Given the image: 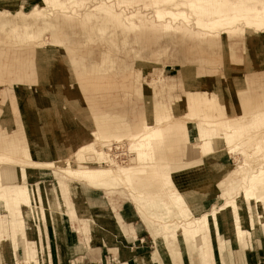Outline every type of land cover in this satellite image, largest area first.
Wrapping results in <instances>:
<instances>
[{
	"label": "rangeland",
	"instance_id": "374dc122",
	"mask_svg": "<svg viewBox=\"0 0 264 264\" xmlns=\"http://www.w3.org/2000/svg\"><path fill=\"white\" fill-rule=\"evenodd\" d=\"M187 2L0 0V131H4L0 132V148L4 144V156L14 161V164L17 162V165L23 161L34 162L35 157L37 161H42L45 154L47 160H52L51 166L35 164L51 170L27 167L25 182L29 188L37 190V199L33 204L30 202L26 205L27 209L21 205L25 209V239H32L36 243L39 264H47L46 260L41 259L47 256V233L55 213L59 212L60 216L63 214L62 221L63 218L65 221L69 219L76 227L87 228L90 225L92 229V216L98 215V212L93 210L89 215L87 210L86 216H80V207L84 210L81 203L83 195L96 198L112 211L95 217L98 229L99 226H111L115 231L120 227L125 232L128 226L127 222L120 220V214L123 215L121 208L127 206L129 211L132 210L139 230L145 235V251L150 253L155 263L152 248L154 240L140 219L141 216L147 220L148 213L152 212L169 214L159 220L162 224L175 223L173 226L177 233L171 231L169 235L170 239L179 241L177 246L181 264H188V255L182 243L184 230L198 225L197 230L202 238L206 236L214 239L217 235L214 234L215 230L220 229L216 218L221 215H224V226L227 219L233 223L230 226L232 232L218 231L221 239L234 237V234L243 239L245 234L250 235L247 230L250 226L254 231L252 237L259 235L264 240V166L253 172L249 170L251 166L264 163V150L258 152L255 145L257 142L264 146V131L258 132V125L247 128L240 144L237 143L238 147L234 153L231 152L232 158L226 156L228 147L225 144L216 148V155L229 165L224 179L215 182L202 169L195 175L194 178L202 183V189L209 190L211 182L212 185L215 182L216 186L212 187L217 188L215 192L218 198L226 189H231V195L237 198L236 201L230 199L224 203L218 202V208H213V213L216 212L210 221L206 215L213 209L191 220V216L198 210L193 197L190 202L185 200L192 213L181 215L189 220V225L184 226L179 218L175 219L173 212L176 209L171 204L176 207L177 199L173 188H167L170 169L165 161L160 165L165 176L160 179L159 185V182L152 183L151 187V184L140 182L136 175L125 177L114 172L119 167L127 169L131 165L127 158L133 155L116 158L119 164L126 161L127 164L123 162L121 165L108 155H117L114 147L121 142L130 149V143L134 141L130 134L133 127L140 123L150 125L156 120H163L162 124L155 125L151 130L165 141L171 132L184 134L187 121H196L197 124L206 120L215 124L242 123L236 114L245 113L250 119L257 106L262 105L264 108V3L260 0L247 1L246 5L255 10L247 14L238 0H232L230 7L240 8V12L221 8L222 15H218L217 2L200 10H192ZM180 10L185 12L183 16L170 15V12ZM22 11L29 15H23ZM33 11L39 13L30 14ZM159 12L162 18L157 16ZM233 15L236 18L234 22L231 18ZM31 17L36 18L31 20ZM23 53H29L23 55L25 60L31 58L23 63L27 67L32 64L34 68L27 69L28 78L24 82L10 81L13 76L8 77L4 67L14 63V59ZM143 115L145 118L138 122ZM249 140L254 143L244 145ZM197 141L196 136L192 143ZM108 144L111 145L104 147ZM88 145L92 146L88 148ZM7 146L10 147L9 152ZM102 147L108 154L103 152ZM18 148H22V153ZM126 148L117 152L122 153ZM181 149L175 150L176 156L184 153L185 147ZM43 150L47 152L43 153ZM100 150L106 156V164L104 160H95L91 152ZM168 156L171 159L169 151ZM80 157L81 160H78ZM155 164L157 162L152 166ZM87 168L103 169L107 171V176L93 174L94 179L88 181L85 175L74 173ZM10 169L0 165V189L3 186L1 170L4 178L10 176L9 181L24 182L22 169ZM172 176L175 181L177 175ZM234 176H238L244 184L239 186L238 181L235 185L230 184ZM60 180L67 186V201L58 185ZM82 182L99 190L89 188ZM153 189L155 193H164L170 202L154 200L149 194L148 198L147 193ZM8 192H13V208L19 213L18 189ZM182 195L184 197V193ZM1 199L0 217L5 219L6 211ZM214 203L215 200L207 208H211ZM34 205L46 209L48 221L45 222L39 216L34 220L26 217L25 211L31 212ZM69 210L74 212V217ZM238 215L248 217L240 218V226L238 222L235 223ZM85 217L89 223L79 220ZM238 226L241 232H238ZM211 227L213 230L215 227L214 232ZM194 232L195 229L191 230L193 240L198 239L194 238ZM186 238L191 244L192 240ZM25 239L21 234V264L26 255ZM191 251L195 257L196 246L193 245ZM112 252L114 255L109 262L105 260L96 264H119L116 251ZM1 253L0 247V256ZM193 261V264H197V257ZM70 264L90 262L82 259Z\"/></svg>",
	"mask_w": 264,
	"mask_h": 264
},
{
	"label": "crops",
	"instance_id": "0c3cea01",
	"mask_svg": "<svg viewBox=\"0 0 264 264\" xmlns=\"http://www.w3.org/2000/svg\"><path fill=\"white\" fill-rule=\"evenodd\" d=\"M23 1L28 2L34 0ZM22 13L26 16L29 15L24 14L23 11ZM32 13L36 14L39 13V11H33L30 14ZM34 18L36 17H31V20ZM25 54L29 53H23L17 56L14 59V63L4 67V70L7 73L8 77L13 76L9 79L10 81H14L17 83L24 82L28 78L27 69L30 67L34 68L32 64L27 67L23 63V61L27 62L31 60V58H29V60H25V56L23 57V55ZM17 73L18 76H16ZM136 91L139 93L138 87H136ZM6 96L5 98H7ZM236 115L240 116L239 120L243 124L249 123V125H251L253 122L257 121V123L255 124L259 126L257 131H264V108L262 105L257 106L256 110L252 112V117L250 119L246 117L245 113ZM143 118H145L144 115L138 122H142ZM17 120L19 121L21 120V118H17ZM185 125L186 131L184 132V134L183 132L182 135H180L179 132H171V135L166 138L163 145L165 149L164 156L167 159L165 161V164L168 165V168L170 169V175L167 176L170 179L169 181H167V188H173L172 190L173 193H175V199H177L176 207L171 204L176 209V212L173 213H175L176 215L175 219L179 218V222L183 223L184 226L189 225V220H187L185 216L181 215H186L191 212L185 200L190 202L193 197V200H195V205L198 209L196 210V212H194L193 216H191V220L202 217V215L206 213V211L209 212L213 208H218V202L224 203L230 199H233L235 201L237 200L235 196L231 195V189L224 190L223 193H220V196L218 198L217 191L215 192V189L217 188L212 187L216 186L215 182H219V180L224 179V176L227 174L226 167H229V165L223 161L224 159L218 157L215 153L218 144H215L213 139H209V137H206L205 139L203 138L202 130L204 128L201 130L196 121H187ZM205 131L208 132V129H205ZM253 132H255V130ZM3 134L4 133H2L1 135L2 137L4 136ZM196 136L198 137V141L196 143H192ZM202 144L203 146L201 147ZM224 146L228 147L227 145ZM7 147V150L9 152L10 147ZM182 147H185V149L187 148V150L184 149V153L181 152L182 156L177 155V160L175 150L179 148L181 151ZM5 148L6 147L4 146V144H2V147L0 148V165L5 168H8L9 170H12L10 168L14 167H18L20 168V170L22 169L23 171L21 173L22 175H24V177L22 176L24 182H11L9 181V175H7L6 178L2 176L3 186L0 189V197L2 198L1 203L5 207L3 208L6 211V218L1 219L0 217V242H2V245H0L2 252V256H0V264H21L19 262L21 246L20 235L22 234L24 236V239L27 238L25 235L26 233L23 220L24 208H22L21 205H24L25 209H27L26 205H29L30 202L31 204H33L34 202H36L37 199V190L29 188V186L25 182L26 169L27 167H35L44 170L51 169L36 166L35 164H37V161H23L21 165H17V162L14 164V161L4 156V154L6 153ZM18 149L22 153V148ZM168 151L171 152V159H169ZM227 155L229 158H232V153L230 152L229 147L227 148L226 156ZM263 164L264 163H258L257 165L251 166L249 168L250 172H253L257 168L264 166ZM201 169L207 174L208 177L215 180L213 185L211 182L209 190L202 189V183L198 180V178H194L195 175L198 174L199 170ZM177 170L179 171L174 173ZM172 175H177V179L175 181ZM7 180L9 182H7ZM237 181L239 182V186L241 184H244L239 180L238 176H234V179L229 183L235 185ZM82 183H84L89 188L99 190L85 182ZM58 185L60 189H62V194L64 196L63 198L67 201L69 193L66 184L63 183L62 180H60ZM152 185L153 184H151V187ZM17 189L18 200L20 202L19 213H17L16 210H14L13 208V205H15L13 200V192H8L10 190L12 191ZM155 191L156 190L153 189L151 192H148L147 195H151L154 200L169 201L166 195H164V193H155ZM181 192L184 193V197ZM149 195L148 198H150ZM223 196H225V198H223ZM214 200V205L208 209L207 206L210 204V202ZM111 202L113 203L112 200ZM81 203L84 206V210L80 207V216H86L88 213L87 210L89 211V215L92 214L91 212L93 210H96L98 212V215L92 216V229L90 230V225L88 224L87 228L81 226L76 227L75 225H72L70 223L69 219L65 221L63 218L62 221L61 217H63V214L60 216L59 212L55 213L54 215H52L53 224H50V228L47 233V256L46 258H42V261L46 260L47 264H70L74 261L86 259L88 262H90V264H96L100 262H105V260L109 262L114 255L112 250H115L116 255H118L119 257V264H181L180 254L177 246V242L179 243V241L174 240V238L170 239L169 235L171 231L177 233V230L173 226V224L175 223L162 224L159 222V220H163V215L168 217L169 214H165V212H152L150 214L148 213L147 220L141 218L140 216L142 224L152 235V238L154 240L152 248L154 249V258H156L155 263L153 257H150V253L145 251V235L142 230H139L138 224L136 223V216L134 213H132V210L129 211L127 209V206H123L121 208L123 215L120 214L119 216L121 218L120 220H122L123 222H127L128 231L127 229H125V232L121 231L120 227H118L117 231H115L111 228V226H99V230L96 225V222L94 221L95 217L97 218L103 214L105 215L104 212L111 213V209L108 206L100 204L101 201H98L96 198H92V196L89 197L88 195H83ZM213 211L214 209L210 214L207 213V215H212L216 212V210L214 213ZM217 211H220V209H217ZM222 211L223 210L221 209L220 212ZM69 212L71 213V216L74 217V212L71 210H69ZM25 215L31 220H34L39 216L45 222L48 221V215L44 207H36L34 205L32 206L31 212L27 210L25 211ZM65 216L67 215L65 214ZM79 220L85 223H89V219H86V217L84 219ZM251 221L254 222L253 220ZM117 222L118 221H114V223ZM154 222L158 223L159 225H156ZM197 226L198 225H196L195 227L190 226L188 230H184V236H182V243L185 245H183L184 251L186 250V253L188 255V264H193L195 262L193 261V258L195 257H197V264H264V240H262L259 235H255L252 237L254 231L250 228V226L249 228H247V230L250 231V235L245 234L243 236V239H239L237 236H235V234L233 235L234 237L229 238L227 236L225 238L222 237L221 239L220 234H218V231L215 230V227V232L211 227V230L214 232V234H217L218 236L216 235L214 239L213 237L210 238L204 236L207 238L205 240L204 237H201L199 231L197 230ZM113 227L115 228V225ZM193 229H195L194 238L198 239H192L191 235L193 233H191V230ZM259 230H261V228ZM180 231L181 230H179V232ZM92 232H94V234H92ZM230 232L232 231L229 229V233ZM186 237H189L192 240L191 244L187 242ZM155 240L158 243L157 246ZM25 243L26 255L25 259L22 261V264H39L40 260H38V251L36 243L32 241V239H25ZM193 245L196 246L197 250V255L195 257L193 256L191 251L193 249ZM180 246L182 250V244Z\"/></svg>",
	"mask_w": 264,
	"mask_h": 264
},
{
	"label": "bare ground",
	"instance_id": "6f19581e",
	"mask_svg": "<svg viewBox=\"0 0 264 264\" xmlns=\"http://www.w3.org/2000/svg\"><path fill=\"white\" fill-rule=\"evenodd\" d=\"M164 1H167V2L168 1H172L173 2V0H164ZM187 1H188L187 4H189V7L192 10H194V9L200 10L204 6H207V5L212 6V5H214V3L217 2V3H219V7L217 6L218 9L216 11V14H218V15L222 13V11H221L222 9L221 8L228 9V11H230L232 9V7H230V3H231L232 0H187ZM247 1H249V0H238V2L240 3V6L245 9L247 14H250V13L254 12L255 10L252 7L246 5ZM184 2H186V1H184ZM260 2L264 3V0H260ZM231 12L239 13L240 12V8H234V9H232ZM184 14H185V12L182 11V10H180V11H178L176 13L175 12H170V15L171 16H175V17L178 16V15L183 16ZM157 16L159 18L163 17V15L160 12L157 13ZM243 16L246 17L245 14ZM247 16H249V15H247ZM231 18H232V22H234V20L236 21V18H234V15ZM212 23H214V22H212ZM246 23H247V21H246ZM216 24H218V22ZM232 24H235V23H232ZM211 109L213 110V108H211ZM162 121L163 120H161V121L160 120H156L154 124H150V125L146 124L145 125V124L140 123V124L134 126L133 127V132L130 134L131 138L134 140L133 142L130 143V149L126 148V145L123 142L115 144L114 148L116 150H120L121 148H126L125 151L127 153V156L128 155H133L132 157H129L128 160H127V162H130L131 165L128 166L127 169H122V168L119 167L117 170L114 171L115 173H117V174H119L121 176H125V177H130V176L136 175V177L138 178V180H140V182L145 183L144 185H148V184H152V183H158L159 181H161L160 179H162L165 176V173L162 171L163 167H160V165L163 164L162 162L167 160L166 157L164 156V151H163V149H164V147H163L164 139L157 137L156 133L154 131H152L151 129L155 125L157 126V125L162 124L161 123ZM256 123H257V121L253 122L251 125H249V123L248 124H243V123H240V122H236V123L223 122L221 124H215L212 121H208L207 122V120H206V122L205 121H199L198 125L201 128V130L204 128L202 130V132H203L202 136H203L204 139L206 137H209V139L210 138L213 139L215 144H218V147L221 146L220 144L223 143V144H225V145H227L229 147L230 152H233V151L236 150V147H238V144H240L241 140L243 139L244 132L247 130V128H250L251 126H254ZM219 127H224L227 130L226 131H224V130L222 131V130H220ZM205 129H208V132H206ZM229 130H231V131H229ZM88 139H84V140H88ZM249 143H254V142L252 140H249L248 143L246 142L245 144L244 143L243 144L246 145V144H249ZM110 145L111 144H108V145H105L104 147L107 148ZM255 145L258 148V152H260L261 150H264V146L259 145L257 142L255 143ZM91 146L92 145H88V148H90ZM93 146H95V145H93ZM201 146H203V144ZM102 150H103L104 153H107L105 151V149H103V147H102ZM245 150H247V149H245ZM42 152L46 153L47 151L43 150ZM91 152L94 153V155H95L94 158H96L95 160H100V159L104 160L103 163L106 164V158H105L106 156L103 155L101 150L98 151V152H95V151H91ZM46 155L47 154L43 155L44 156V160H42L43 162L41 160L37 161L36 160L37 158L35 157V161H37V164L42 162L43 165L45 164V165L51 166L52 165V162H51L52 160H47L48 156H46ZM108 155L111 157V159H113L115 161V163L119 164L118 161H116V160H118L116 158H119V157H116L117 155H115V156H112L110 154H108ZM78 160H81V157L78 158ZM95 160H94V162H95ZM150 162L153 163V164H154V162L155 163L157 162V164H155L156 166L155 165L152 166L153 165L152 164L148 168L147 165L151 164ZM42 164H39V165H42ZM121 164H123V162ZM121 164H119V165H121ZM74 173H76L77 175H79V174L85 175L86 179L88 181L94 179L93 178V174H100V176H102V177H106L107 176V171H105L103 169H97V168L96 169H93V168L92 169H88L87 168V169H84V170H76ZM1 175L3 176L2 170H1ZM159 184H160V182L158 183V185ZM245 198L248 199V195H246ZM255 199L258 200L260 198H255ZM238 211L239 210H237V214H239ZM246 212L248 213L247 216H249V212L247 210H246ZM222 216L224 217V215H221V216L216 218V223H217V226L220 227V229L218 231L220 232V230H221L222 233H223V232H226L227 230H229L230 226L233 223L230 220L227 219V221H225L226 225L224 226L223 220H222ZM247 216L246 215L245 216L238 215L236 217V219H235V223L238 222L237 225L240 226V223H239L240 222V218L241 217L246 218ZM212 217H213V214L212 215H206V218L209 221L212 220ZM239 226H238V232H241V229H240Z\"/></svg>",
	"mask_w": 264,
	"mask_h": 264
},
{
	"label": "built area",
	"instance_id": "2783aa9c",
	"mask_svg": "<svg viewBox=\"0 0 264 264\" xmlns=\"http://www.w3.org/2000/svg\"><path fill=\"white\" fill-rule=\"evenodd\" d=\"M116 150V149H115ZM118 150H116L114 153H116L117 154V156L116 157H126L127 156V153H126V151H123L122 153L121 152H117ZM120 151V150H119ZM112 156H115L114 154H112ZM120 159V158H119ZM127 160H128V158H127ZM121 161V160H120ZM123 162H126V161H123Z\"/></svg>",
	"mask_w": 264,
	"mask_h": 264
}]
</instances>
